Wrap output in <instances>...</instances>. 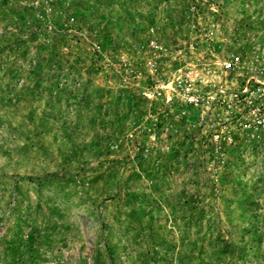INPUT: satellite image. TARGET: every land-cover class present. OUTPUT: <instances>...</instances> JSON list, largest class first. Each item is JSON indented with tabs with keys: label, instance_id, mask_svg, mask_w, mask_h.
<instances>
[{
	"label": "rangeland",
	"instance_id": "374dc122",
	"mask_svg": "<svg viewBox=\"0 0 264 264\" xmlns=\"http://www.w3.org/2000/svg\"><path fill=\"white\" fill-rule=\"evenodd\" d=\"M0 264H264V0H0Z\"/></svg>",
	"mask_w": 264,
	"mask_h": 264
},
{
	"label": "built area",
	"instance_id": "2783aa9c",
	"mask_svg": "<svg viewBox=\"0 0 264 264\" xmlns=\"http://www.w3.org/2000/svg\"><path fill=\"white\" fill-rule=\"evenodd\" d=\"M235 60H238V57H235ZM227 65L229 66L230 63H228ZM166 98H167V100H171V96H167ZM189 100H190L189 101L190 103H196L197 102V101H195L196 98H194L193 96H189Z\"/></svg>",
	"mask_w": 264,
	"mask_h": 264
}]
</instances>
